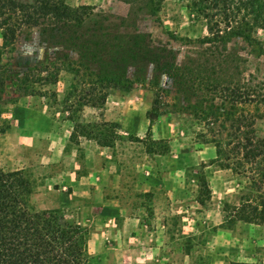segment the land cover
Returning a JSON list of instances; mask_svg holds the SVG:
<instances>
[{"label": "rangeland", "instance_id": "1", "mask_svg": "<svg viewBox=\"0 0 264 264\" xmlns=\"http://www.w3.org/2000/svg\"><path fill=\"white\" fill-rule=\"evenodd\" d=\"M66 2L87 5L91 12L84 26H75L80 32L95 30L98 22L109 35L144 32L172 50L179 64L194 62L209 46L201 41L208 34L207 21L187 8L189 0ZM55 25L50 19L24 23L14 50L2 56L8 80L0 99V128L7 123L10 127L0 132V166L23 169L34 180L35 209L59 208L66 219L87 228L88 264H264V223L239 220L234 210L250 190V178L212 161L215 144L204 138L211 140L213 133L202 136L208 132L206 123L187 110L185 94L172 79L157 77L153 64L139 79L130 66L121 79L123 89H111L104 107L79 106L80 92L69 94L71 86L87 74L90 78L98 64L52 44L49 35H55ZM104 30L97 35H105ZM251 36L253 40L232 35L220 48L227 46L246 59L242 76L264 81V26L254 27ZM55 65L61 66L56 83L38 80ZM73 67L84 75L76 76ZM26 74L39 93L17 87V78ZM130 83L132 89L125 91ZM156 93L162 113L151 115L148 131L147 111ZM221 101L217 97L213 105L205 104L212 116L223 118L225 109H232L229 103L224 109ZM243 106L237 103L232 110ZM249 108L255 111V105ZM260 108L263 111L264 104ZM104 121L116 138L110 149L101 147L94 138L97 130L88 126ZM256 130L264 137V118L256 120ZM101 166L108 173L104 189L94 182L89 191L75 189L76 180L100 173ZM203 177L210 194L202 193ZM136 216L142 230L131 219Z\"/></svg>", "mask_w": 264, "mask_h": 264}, {"label": "trees", "instance_id": "2", "mask_svg": "<svg viewBox=\"0 0 264 264\" xmlns=\"http://www.w3.org/2000/svg\"><path fill=\"white\" fill-rule=\"evenodd\" d=\"M187 8L206 19L208 34L201 41L209 46L198 52L194 62L179 64L172 50L155 43L150 34L135 31L129 35H109L103 22H98L97 30L91 27L82 33L75 29V26H84L91 14L87 5L74 7L66 0H0V99L8 80V68L2 56L14 50L17 32L24 23L37 25L50 19L56 24L55 35H49L52 44L76 50L86 60L98 64V71H91L90 78L87 74L71 86L69 94L80 92L79 106L104 107L111 89H123L121 79L126 76L128 67H133L136 77L141 79L148 65L153 64L157 77L171 78L174 87L185 94L187 110H192L197 119L206 123L208 132L202 136L213 133L211 140L204 138L215 144L216 155L212 161L250 178V190L242 197L240 205H234L237 219L263 224L264 137L257 134L256 120L264 118V110L260 108L264 104V81L256 82L253 75L242 76L244 69L240 67L246 59L227 46L220 48V43L227 44L232 35L253 40L254 27L264 26V0H189ZM71 29L75 35H71ZM103 29L105 35H97L98 30ZM88 32L91 35H87ZM54 68L49 77L40 76L38 80L56 83L61 66ZM70 70L78 77L84 75L78 67ZM30 82L31 76L26 74L18 77L15 84L32 94L39 93ZM153 83L160 84L159 80ZM131 89L132 83L124 90ZM159 95L155 94L147 111L148 131L154 121L151 115L162 113ZM217 97L221 98L224 109L227 103L232 109L237 103L244 106L240 111L225 109L223 118L220 114L214 117L205 104L213 105ZM192 98H195L194 103ZM252 104L255 111L249 108ZM88 126L97 130L94 138L100 145H114L116 138L106 131L107 121ZM9 127L7 123L0 132ZM33 188L34 180L23 169L6 171L0 166V264H88L87 228L66 219L59 208L35 209L31 202ZM201 188L202 193L210 194L204 177Z\"/></svg>", "mask_w": 264, "mask_h": 264}, {"label": "crops", "instance_id": "3", "mask_svg": "<svg viewBox=\"0 0 264 264\" xmlns=\"http://www.w3.org/2000/svg\"><path fill=\"white\" fill-rule=\"evenodd\" d=\"M101 147H103V146H101ZM105 147H107L108 149H110L111 147L110 146H105ZM110 164H113V162L112 161H108ZM99 172L100 173H89L88 175H86V176H81L82 178H79V180L77 181L76 180V183H74V186H75V189L77 190L78 188L79 189H87L88 191H89V189L91 188V186H92V183L94 182V184H96V187L98 188V187H100L101 188V190L102 189H104V183H105V181L104 180H106V175L108 174L107 173V170H106V168H104L103 166H101L99 169ZM105 177V178H104ZM97 180H99V181H97ZM78 187V188H77ZM161 189V188H160ZM91 190V189H90ZM129 219V218H128ZM133 221H136V222H138V227H139V230H142V228H140V225H139V219L137 218V216L136 217H134V218H131Z\"/></svg>", "mask_w": 264, "mask_h": 264}]
</instances>
